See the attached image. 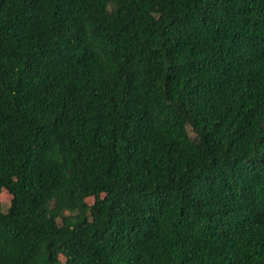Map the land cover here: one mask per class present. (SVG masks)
<instances>
[{
  "label": "trees",
  "instance_id": "trees-1",
  "mask_svg": "<svg viewBox=\"0 0 264 264\" xmlns=\"http://www.w3.org/2000/svg\"><path fill=\"white\" fill-rule=\"evenodd\" d=\"M3 189L0 264H264V0H0Z\"/></svg>",
  "mask_w": 264,
  "mask_h": 264
},
{
  "label": "rangeland",
  "instance_id": "rangeland-1",
  "mask_svg": "<svg viewBox=\"0 0 264 264\" xmlns=\"http://www.w3.org/2000/svg\"><path fill=\"white\" fill-rule=\"evenodd\" d=\"M103 196H105V195L101 194V195H99L97 197H90L89 198V203L92 204V203H94L95 201H97L99 198H101ZM0 200L2 202V205H3L4 209H6L7 206L11 203L12 195L6 189H3L0 192Z\"/></svg>",
  "mask_w": 264,
  "mask_h": 264
}]
</instances>
